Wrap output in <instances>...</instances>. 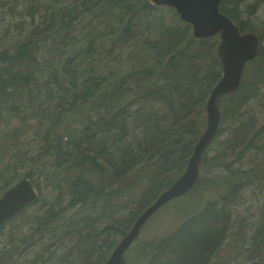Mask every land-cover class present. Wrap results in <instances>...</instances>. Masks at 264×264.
I'll use <instances>...</instances> for the list:
<instances>
[{
	"label": "trees",
	"instance_id": "trees-1",
	"mask_svg": "<svg viewBox=\"0 0 264 264\" xmlns=\"http://www.w3.org/2000/svg\"><path fill=\"white\" fill-rule=\"evenodd\" d=\"M240 2L222 0L220 8L242 31H248L246 22L241 19ZM1 8L15 21L5 30L0 29V44L4 37L13 34L14 28L19 34L10 45L0 48V111L27 112L22 114L24 122L31 120L29 117L40 119L42 151L27 152L26 157L39 162L42 174L53 168L58 172L66 171L57 182L54 179L57 195L51 199L45 213L37 217L34 231L44 236L62 219L56 241L62 244L64 253L59 255L60 261L63 264H104L121 240L115 235L125 236L139 215L184 172L206 126L202 114L211 90L222 76L219 37L195 39L191 24L183 21L173 7L153 5L148 0H52L47 4L42 0H0ZM170 9L174 14L170 12L168 16ZM80 25L86 31L84 41L77 38ZM251 30L261 39L260 54L252 60L261 77L250 88L242 79L237 92L219 99L221 105L222 98H229L232 107L228 110L222 106L217 136L226 129L224 122L229 117H238L234 133L226 134L228 140L212 158L227 170L223 186L228 189L221 196L224 205H217L220 200L209 201L199 213L190 215L166 237L146 242L147 264H157L161 253L172 246L168 256L171 259L166 264H210L214 253L233 232V213L228 199L233 191L231 186L264 183V171H259L264 165V140L255 143L264 125L253 132L250 140V136L236 133L246 121L242 108L250 100L259 99L264 106L261 89L264 32L260 36L256 28ZM140 36L152 60L131 71L110 70L111 76L102 75L97 61L117 49L121 52L127 48L137 50ZM72 43L80 44L68 51ZM52 46L58 55L51 54ZM45 53L47 56L43 55ZM138 56L139 53H135V59ZM113 76L116 77L111 80ZM87 105L94 109L86 115ZM158 105L163 109H158ZM81 109L84 119L80 127L73 128L66 139L67 135L56 134L57 124L65 114ZM12 138L18 139L11 135ZM231 142L239 144V148L248 143L237 152V159L251 148L259 155L258 161L249 169L233 170L229 157L235 147ZM208 148L202 166L209 160ZM13 154L18 161L6 165L1 175L2 190L22 176L18 164H23V160L18 157L19 153ZM145 162L149 166L146 179L123 184L128 173ZM7 171L11 172L10 178ZM23 176L31 178L32 174L27 172ZM232 177L239 181H233ZM31 180L40 192L39 198L31 204L34 205L41 201L42 188L33 178ZM143 181L147 188L132 202L135 206L128 216H118L117 205L126 203ZM63 195L68 196L65 204ZM75 206L84 211L64 219L66 210ZM104 222L108 225L98 229ZM260 236L263 237L259 242H264V222L245 244L247 249L253 250L249 264H264V247L257 248ZM30 238L19 231L12 234L9 245L6 243L0 248V264H38L39 258L50 253L47 240L35 257L23 261L24 246L34 244ZM47 260L52 261V257Z\"/></svg>",
	"mask_w": 264,
	"mask_h": 264
},
{
	"label": "rangeland",
	"instance_id": "rangeland-1",
	"mask_svg": "<svg viewBox=\"0 0 264 264\" xmlns=\"http://www.w3.org/2000/svg\"><path fill=\"white\" fill-rule=\"evenodd\" d=\"M42 1L47 4L52 0ZM240 9L242 11L241 19L246 22V30L256 28L260 36L263 35L264 0H241ZM4 11V9H0V29L2 30H5L4 28L7 25H10V23L15 21L11 16H6ZM170 12L174 14V11L170 9L168 16L170 15ZM175 20H178V17H175ZM12 27L14 28V26ZM78 32L77 38L84 41L86 31L81 28V25L79 26ZM18 34L19 31H16L14 28V32L11 36L3 38L0 48L10 45L12 39H16ZM143 40V37L140 36V47L137 50H135V48H127L121 52L117 49L114 53L108 54V56L104 57L102 60L97 61L100 64L102 75L111 76L110 70L115 72L118 71L116 73H123L131 71L137 66L148 64L152 60V54L145 49ZM79 44L80 43H72V46L68 51H71L72 49L75 50ZM262 44H264V40L262 41ZM51 49V54H54L55 56L58 55L54 46H52ZM135 53H139V56L136 59L134 57ZM43 55L47 56V53ZM258 71L256 63H253L252 60L247 62L242 79L247 81L249 88L253 87L254 84L258 82V79H260L261 76ZM115 77L116 76H113L111 80L115 79ZM261 89L264 93V83L261 84ZM245 93H249V91H246ZM229 100V98H222L220 101L222 102L220 107L222 108V106H224L230 110L232 106L229 103ZM50 105L52 108L55 107V104ZM44 107L47 106L45 105ZM157 108L163 109V106L158 105ZM93 109L94 106L87 105L84 108V112L87 115L92 113ZM242 109L245 111L243 119L246 121L236 129V133H240L244 137L250 136V140L253 132L257 131L264 125V106L259 103V99H252L248 105ZM221 110H223V108ZM82 112L83 109L72 110L71 112L66 113L64 119L57 124L56 134L62 133L67 135L64 136L66 139L73 128L78 129L84 119ZM25 113L27 112H11L7 109L0 111V184H3L4 186V182L1 180V175L5 171L6 165L11 163V161L13 162V160L17 163L18 158H14L13 154L17 152V154L19 153L18 157H21L23 160V164L21 162L18 164V168L22 174L21 177H23L25 173L30 172L32 174L31 178H33L42 188V197L41 201L34 205H30L23 212L17 214L5 224L0 232V248L4 247L6 243L9 245L11 235L15 234L16 231H19L21 234L30 235V240L34 241V244L31 242L32 246H24L21 251V259L23 261L35 257L36 251L44 247L45 241L49 240L50 253H45L42 258L38 259L37 263L63 264L59 258V255H64V253H62L63 249H61L62 244L56 242L60 234L59 224L62 222V219H58L53 230L49 233H44V236L41 233H36L34 228L36 227L37 217L45 213L49 208V204H51V199L55 198L57 195L58 190H55L53 183L55 180L57 182L60 177H64L66 171L58 172L53 168L50 172L45 171L46 174H42L40 172L41 166L39 162L35 163L34 161H29V158L26 157L27 152H33L35 154L41 152L42 150L40 148L42 147L43 140L40 138L42 133V129L39 130L40 119L29 117L31 120L24 122L22 120V114ZM46 114H49V112ZM202 117L207 120L206 111H204ZM236 119H238V117L235 119L229 117L224 122V127H226V129L223 128L224 132L217 136L210 144L208 148L209 160L205 165L201 166L200 181L196 187L186 195L176 198L161 207V209H159L142 227L139 237L125 253V258L128 264H147V256L144 248L145 243L150 240L158 241L161 238L166 237V235H169L178 228L184 220L190 217V215L199 213L209 201L220 200L217 205H224V200L221 199V196L225 195L228 189V187L225 188L223 186V176L226 175L227 170L223 166H219L218 162L213 161L212 158L216 154V150L221 149L225 145L224 141L228 140L226 134L230 132L234 133L233 128L234 126L236 127ZM45 128L46 125L43 126V129ZM11 135L16 136L18 139H10ZM259 139H261L260 141L264 140V131L258 139L255 140V143H259ZM231 143L235 147L234 153L229 157V160L232 162L231 168L233 170L249 169L258 161L259 155L256 150L251 148H248L242 157L237 159V152L240 149H244L248 143L242 148H239V144L236 142ZM245 144L246 142L243 145ZM148 170L149 166L146 162L140 164L128 173L123 184L126 185L136 180H145ZM259 171L261 173L264 171V165ZM6 175L10 178L11 172L7 171ZM232 180L239 181V179H236L235 177H232ZM146 186V181L139 183L137 188L128 197L127 202L123 205H121L120 202L117 205L118 216H128L131 208L135 206L132 202L140 198L146 190ZM5 190L0 188V195ZM230 190H233L228 196V199L231 200L233 213V232H231V235L223 242L219 250L214 253L210 264H233L234 262L249 264L248 258L253 254V250L247 249L245 244L264 222V211L262 210L264 206V183L257 181L247 187L240 184L238 186L232 185ZM62 200H64L63 203L65 204L68 201V196L63 195ZM83 211L84 210L80 209V206L70 208L64 213V219H70L76 215L78 216ZM106 225H108V222L102 223L98 229H102ZM115 237L121 239L120 234H116ZM261 237L263 236H260L257 242V248L259 249L261 245L264 247V242H259ZM54 242L56 243L53 244ZM249 246L253 248L252 245ZM172 248L173 246L170 247V249H165L161 253L157 264H166V262L171 259L168 256L170 255L169 253ZM49 257H52V261L47 260Z\"/></svg>",
	"mask_w": 264,
	"mask_h": 264
},
{
	"label": "water",
	"instance_id": "water-1",
	"mask_svg": "<svg viewBox=\"0 0 264 264\" xmlns=\"http://www.w3.org/2000/svg\"><path fill=\"white\" fill-rule=\"evenodd\" d=\"M153 5L171 6L180 18L191 24L192 35L202 40L218 35V55L222 76L211 90L206 105V126L197 140L184 172L139 215L128 233L121 238L105 264H128L125 253L139 237L142 227L161 207L186 195L198 184L203 156L217 136L222 111L219 99L239 90L247 62L260 54L261 39L253 31H242L233 19L221 11L222 0H148ZM40 192L28 176L20 178L0 197V228L34 203Z\"/></svg>",
	"mask_w": 264,
	"mask_h": 264
},
{
	"label": "bare ground",
	"instance_id": "bare-ground-1",
	"mask_svg": "<svg viewBox=\"0 0 264 264\" xmlns=\"http://www.w3.org/2000/svg\"><path fill=\"white\" fill-rule=\"evenodd\" d=\"M23 177H24V176H23ZM21 178H22V177H21ZM10 187H11V186H10ZM7 189H8V188H7ZM7 189H6V190H7ZM6 190H5V191H6ZM5 191H4V192H5ZM4 192H3V193H4ZM3 193L0 195V197L3 195ZM108 258H109V257H108ZM106 261H107V260H106ZM104 264H105V263H104Z\"/></svg>",
	"mask_w": 264,
	"mask_h": 264
}]
</instances>
